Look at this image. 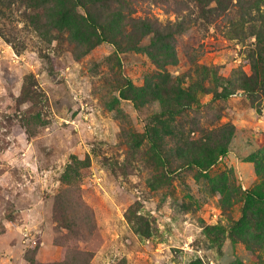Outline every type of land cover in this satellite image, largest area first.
Segmentation results:
<instances>
[{
    "label": "rangeland",
    "instance_id": "obj_1",
    "mask_svg": "<svg viewBox=\"0 0 264 264\" xmlns=\"http://www.w3.org/2000/svg\"><path fill=\"white\" fill-rule=\"evenodd\" d=\"M78 1L0 0V264H264L240 10Z\"/></svg>",
    "mask_w": 264,
    "mask_h": 264
},
{
    "label": "trees",
    "instance_id": "obj_2",
    "mask_svg": "<svg viewBox=\"0 0 264 264\" xmlns=\"http://www.w3.org/2000/svg\"><path fill=\"white\" fill-rule=\"evenodd\" d=\"M73 2V4L78 3V0H69ZM195 6H199L201 10L204 12L205 16H210V18L215 15H219L220 13L227 14L232 7L237 6L240 10L239 24H237V28L235 30L242 31L245 26L243 22H247V27L252 29V35L256 37L257 44V55L258 58L253 61L252 65V73L248 76V81L250 82V88L255 89L260 92L264 96V0H193ZM213 4V5H211ZM263 6V7H261ZM256 10V12H254ZM65 8H58L56 11V16L62 17L65 15ZM119 17L123 16L118 12ZM90 24L96 26V23L91 19L87 18ZM142 28L143 32H148L152 30L153 25L150 22H142L139 29ZM144 34V33H143ZM172 32H169L171 35ZM107 37V35H106ZM128 86L132 87V83L129 82ZM123 94V93H122ZM124 97L128 98V96L124 93ZM225 149L222 148L221 152H224ZM257 197L261 200H264V195L254 194L250 195V198ZM252 199V198H251Z\"/></svg>",
    "mask_w": 264,
    "mask_h": 264
}]
</instances>
